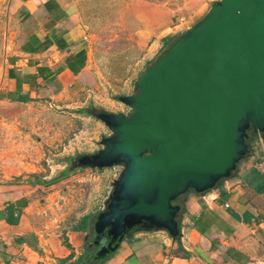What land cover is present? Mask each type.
Listing matches in <instances>:
<instances>
[{
	"label": "water",
	"instance_id": "obj_1",
	"mask_svg": "<svg viewBox=\"0 0 264 264\" xmlns=\"http://www.w3.org/2000/svg\"><path fill=\"white\" fill-rule=\"evenodd\" d=\"M119 100L126 112L97 114L110 130L102 148L73 161L122 167L93 223V245L108 239L96 260L136 231L176 240V200L217 188L249 155L248 129L264 133V0L213 3Z\"/></svg>",
	"mask_w": 264,
	"mask_h": 264
},
{
	"label": "crops",
	"instance_id": "obj_2",
	"mask_svg": "<svg viewBox=\"0 0 264 264\" xmlns=\"http://www.w3.org/2000/svg\"><path fill=\"white\" fill-rule=\"evenodd\" d=\"M138 1L157 10L153 0ZM10 12L16 29L7 44L0 103L53 98L79 91L94 81L90 71L92 42L76 1L10 0ZM132 13L145 17L142 12ZM170 16H158L156 26L168 27L175 12ZM263 155V147L256 144L237 171L217 188L185 196L181 240L172 239L165 231H136L103 264H264V170L257 165ZM44 186L0 181V264L77 260L57 261L70 258L73 247L80 240L85 242L88 231L73 229L67 234L71 248L59 245L51 249L44 233L33 226L37 191ZM8 218H18V222L11 224ZM82 248L84 253V244Z\"/></svg>",
	"mask_w": 264,
	"mask_h": 264
},
{
	"label": "rangeland",
	"instance_id": "obj_3",
	"mask_svg": "<svg viewBox=\"0 0 264 264\" xmlns=\"http://www.w3.org/2000/svg\"><path fill=\"white\" fill-rule=\"evenodd\" d=\"M74 1L92 42L90 71L94 81L79 91L53 98L0 103V181L45 185L37 191L31 215L33 226L44 233L51 249L59 245L71 248L67 234L80 226L84 216L93 215V227L122 170L121 166L103 170L73 167L79 155L100 150L102 138L110 134L102 120L80 109L90 110L94 105L112 113L126 112L127 106L118 97L130 95L141 71L165 52L163 38L180 37L213 5L211 0H153L157 10H152L138 0ZM134 11L144 13V19ZM174 12L168 27L156 26L158 16L167 18ZM15 29L10 0H0V81L7 44ZM82 241L73 247L72 258L82 255Z\"/></svg>",
	"mask_w": 264,
	"mask_h": 264
},
{
	"label": "trees",
	"instance_id": "obj_4",
	"mask_svg": "<svg viewBox=\"0 0 264 264\" xmlns=\"http://www.w3.org/2000/svg\"><path fill=\"white\" fill-rule=\"evenodd\" d=\"M181 37V36H180ZM180 37L176 38L175 40H173L172 37H164L163 40L166 41L167 43V49H169L172 44L177 41V39H179ZM171 40H173L172 42H170ZM170 43V44H169ZM166 49V50H167ZM165 50V51H166ZM155 63V62H154ZM153 63V64H154ZM152 64V65H153ZM151 65V66H152ZM119 99V97H118ZM23 101H28L29 98H22ZM92 109H88V108H82L80 109L79 112L81 113H87L88 115L90 116H94L95 118L99 119L97 114L99 112H105L106 110H104L103 108L101 107H96V106H92L91 107ZM108 112V111H107ZM260 137L262 139H264V133H257L255 132L254 128L251 126L249 129H248V137L246 139V142L247 144L249 145L250 147V153L253 151V149L255 148L256 144L258 143V141L260 140ZM249 153V154H250ZM42 184L43 182L40 181ZM192 192L193 194H197V193H194L193 191H190ZM189 192V193H190ZM203 194V193H201ZM182 197H179L175 203H180L182 207H184V204H183V201H182ZM10 206V209H13V205H9ZM93 215H86L83 217L82 221H81V224L80 226L78 227H74L73 229L74 230H82V231H90L91 229V219H92ZM8 222L11 223V224H16L18 222V218L16 219H9L8 218ZM176 240H181V232H180V235L178 236V238ZM114 254H110L109 256H107L105 259L102 260V262L100 264H103L105 263V261H107L111 256H113ZM69 259H72V257L70 258H66V259H62V262H67ZM67 264H98V262L96 261L95 257L91 255V253L89 251H85L76 261L74 262H69Z\"/></svg>",
	"mask_w": 264,
	"mask_h": 264
},
{
	"label": "flooded vegetation",
	"instance_id": "obj_5",
	"mask_svg": "<svg viewBox=\"0 0 264 264\" xmlns=\"http://www.w3.org/2000/svg\"><path fill=\"white\" fill-rule=\"evenodd\" d=\"M183 209H184V207H182V212H183ZM134 229H136V228H134ZM134 229H133V231H134ZM88 232L89 233L87 234L85 242H84V250L89 251L91 253V255L96 258L97 253L100 250H102V248H104L108 244V239L105 236L102 238L100 245H98V246L93 245V242L95 241V232H94L93 227H91L90 231H88ZM102 260L103 259L96 260V261L98 262V264H100L102 262Z\"/></svg>",
	"mask_w": 264,
	"mask_h": 264
},
{
	"label": "built area",
	"instance_id": "obj_6",
	"mask_svg": "<svg viewBox=\"0 0 264 264\" xmlns=\"http://www.w3.org/2000/svg\"><path fill=\"white\" fill-rule=\"evenodd\" d=\"M216 1H219V0H211L212 3H215ZM258 144H260L264 149V140L261 137H260V140L258 141L257 145ZM257 165L260 169L264 170V155L262 157V160Z\"/></svg>",
	"mask_w": 264,
	"mask_h": 264
}]
</instances>
